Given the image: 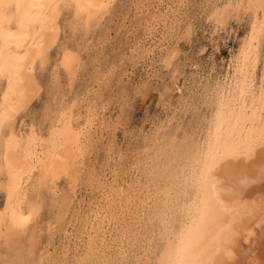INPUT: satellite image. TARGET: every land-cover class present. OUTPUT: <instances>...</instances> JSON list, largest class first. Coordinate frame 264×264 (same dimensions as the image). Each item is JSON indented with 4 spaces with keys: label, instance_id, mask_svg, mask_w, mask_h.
<instances>
[{
    "label": "rangeland",
    "instance_id": "obj_1",
    "mask_svg": "<svg viewBox=\"0 0 264 264\" xmlns=\"http://www.w3.org/2000/svg\"><path fill=\"white\" fill-rule=\"evenodd\" d=\"M71 2L53 3L47 25L52 43L29 66L27 101L0 126V217L5 221L0 222V264H155L178 226L171 211L192 197L190 192L183 197L180 185L190 176L194 163L189 161L208 135L221 86L233 75L252 31H259L252 89L264 87V3L255 12L246 9L250 0H102L88 17L76 13ZM236 3L242 4L241 13L217 24L216 12H230ZM7 11L14 26V4ZM174 51L170 62L166 57ZM65 60L70 67L62 65ZM6 79L0 77V108ZM64 131L73 144L74 171L54 177L53 191L50 177L40 176L35 165L15 199L29 221L21 231L15 226L7 241L4 142L9 138L20 156L42 159L48 147L59 153ZM188 140L199 142L190 152ZM165 167L169 173L173 167V174ZM171 197L174 207L166 201ZM161 212L169 217L166 222L156 218Z\"/></svg>",
    "mask_w": 264,
    "mask_h": 264
},
{
    "label": "bare ground",
    "instance_id": "obj_2",
    "mask_svg": "<svg viewBox=\"0 0 264 264\" xmlns=\"http://www.w3.org/2000/svg\"><path fill=\"white\" fill-rule=\"evenodd\" d=\"M55 1L56 0H0V77H7V87L5 86L6 92L4 97L2 96L3 104L2 108H0V126L2 125L1 123L4 116L13 114L16 111V107L27 101V96L30 92L29 86H31L28 84L30 79L28 78L30 74L29 66L33 62V59L36 58L35 56H44L46 46H48L47 43L51 41H49V26L47 27V25L49 14L51 13ZM70 1L73 2V9L75 8L76 13H86L88 17L90 15L93 16V11L103 6L101 4L102 0ZM254 1L250 0V2H246L248 6L246 5L247 8H245H254L256 12L257 8H261L259 2L264 3L262 0L258 3ZM11 3L14 4V26L10 24L11 16L7 11V7L11 5ZM228 5L227 8L230 7ZM236 6L237 7L234 6L235 8L233 7L232 10L230 7V12L228 10L225 11L226 8L222 9L221 12H216L214 15L216 23L225 25L228 22L227 17L230 13H232V15L233 13H237V15L240 14L242 4L236 3ZM37 22H40V27L38 29L35 27ZM51 24L52 23H50V25ZM258 32L259 31L256 33L254 31L250 32L251 35L249 34V39H246V43L241 50L240 60L238 59L239 62L236 67H234L233 75L228 79V82H224L225 84L221 86L218 102L216 101L217 107L215 106L214 119L213 121L210 120V126L207 123L209 132H206H208V135L205 134L207 137L203 145L199 144L202 146H200L201 151H198L199 154L195 151L197 155H192V159L189 161L190 163H194V166L192 165L193 169L190 168V176L187 181L185 179L183 185H180V194L185 197V195L190 192L191 194H189L192 197L189 198V201H181V205L179 202V204H177L180 205L178 211H174L175 213L173 210L171 211L173 215L177 216V220L175 221H178V226L177 228L171 229V237L168 238V236L165 244L162 245V249L158 252V257H156L157 260L155 259L157 262L154 261L155 264H264V87H260L257 92L252 89L254 63L256 61V46L254 41L257 38L256 34ZM175 51L170 52V56L166 57L170 62L174 59V56L177 55ZM61 63L66 68L71 66L69 60L62 61ZM149 88L150 85L143 91L142 100L148 97L150 93ZM25 99L26 101H24ZM62 117L63 116L60 117L61 120ZM7 122L8 121H6V123ZM0 135L2 134L0 133ZM59 138V140L57 139L59 141L58 146L56 145L59 153H51L50 151L52 150L48 147L42 159H37L39 157L36 158V155H34L35 157L30 155L33 158L30 156H20L19 153L21 152L19 151V153H17V148L15 149L14 143L9 140V138L7 139L8 142L3 141L5 144L8 143L3 156V166L8 176L7 195H9H6L9 197V202L6 211V218L8 217L5 223L6 233H4L6 237L10 236L7 241L10 240L12 235L16 234L15 232L14 234L12 233L15 226H18V229L21 231L25 223L29 221L28 215L23 213L26 209H24V211L22 210V212L19 208V204H15V199H17L16 197L19 195L18 192L24 184L23 182H25L26 176L35 168V165H39L40 176L50 177L53 191L56 189L55 183L52 181L54 177L58 178L57 176L60 173L65 175L72 170L74 171L72 163H74L73 158L75 157V152L73 144L69 139L70 137L68 138L64 131ZM78 138H80V136ZM35 141L36 139L34 143ZM184 141L186 140L184 139ZM189 141L190 140H188L187 143L190 145L191 141ZM201 142L202 141H200V143ZM197 143L192 141V144ZM186 145L188 146V144ZM18 146L19 145H17V147ZM170 148L172 149L174 147L170 146ZM184 148L186 150L185 145L182 151ZM198 148L199 147L195 149L199 150ZM191 149L193 151V147H188L189 152ZM169 150L167 151L168 157H170L169 152H171V150ZM172 151H174V149H172ZM173 157L174 156L171 157L172 160ZM179 157H181V155ZM186 157L188 156L186 155ZM186 157L184 158L182 155L181 158H183V161L184 159L188 160V158H191L190 155L188 158ZM177 158L178 157H175V159ZM181 160L182 159L178 161ZM169 161V159L168 161L165 160V164H163L167 166L166 162L169 163ZM184 162H186V160ZM189 162L188 164H190ZM170 164H172V162H170ZM175 164H180V162H176ZM182 165L183 164H181V166ZM0 166L2 167V165ZM176 166L179 167L180 165ZM176 166L173 165L174 168H177ZM173 167L172 169H174ZM171 170V173L168 172L169 169L167 170L170 175L173 174ZM181 172L180 174H182ZM183 175L185 174L183 173ZM173 177L174 176H172V178ZM183 177L185 178L186 176ZM174 178L175 182L179 179V177L177 179L176 177ZM182 178L181 180H183ZM179 183L180 181L177 185ZM1 185L3 184H0V187ZM173 185L174 184H172V186ZM165 189L167 190V188ZM168 192L170 191L168 190ZM175 192H178V189H176ZM177 194L179 195V193L174 195L177 196ZM168 199L169 200L166 199V201L170 203L172 197ZM62 202L63 201H61V203ZM172 203L173 201L170 204ZM163 204L165 205V203ZM170 204L168 206H170ZM61 205L63 206L64 204L62 203ZM166 205L164 207L168 210ZM172 207H174L173 204ZM174 209L177 210L176 208ZM160 214L161 216H159ZM160 214H158L156 218L159 221V218H161V221L164 222L166 214L164 215L162 212ZM2 220L1 218L0 222ZM161 224L163 223L161 222ZM171 226L174 227L173 225ZM168 229L170 230V228ZM11 233L12 235H10ZM17 262L19 263V261Z\"/></svg>",
    "mask_w": 264,
    "mask_h": 264
}]
</instances>
